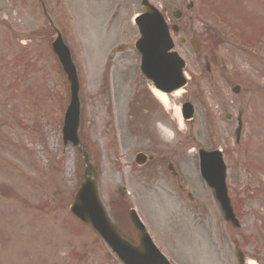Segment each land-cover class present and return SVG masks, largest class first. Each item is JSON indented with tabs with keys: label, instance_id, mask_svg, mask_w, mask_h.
I'll return each mask as SVG.
<instances>
[{
	"label": "rangeland",
	"instance_id": "rangeland-1",
	"mask_svg": "<svg viewBox=\"0 0 264 264\" xmlns=\"http://www.w3.org/2000/svg\"><path fill=\"white\" fill-rule=\"evenodd\" d=\"M140 1L45 0L78 71L79 136L94 160L101 202L121 230L129 229L127 212L134 208L176 264H236L235 242L248 264H264V167L259 160L264 148V38L249 52L242 45L247 35H261L244 31L251 22L264 28V0H152L170 22L174 10L182 11L178 37L199 41L200 35L202 46L209 47L206 29L223 35L215 53L210 47L195 53L190 45L178 43L188 86L179 96H169L156 115L157 106H150L148 97L139 101L147 104L143 119L130 110L137 82L146 83L131 45L132 18L141 11ZM190 2L194 6L187 11ZM52 40L37 0H0V264H118L98 236L68 213L83 162L77 150L62 145L69 87L51 52ZM117 45L124 51L112 53ZM204 54L224 65L215 67L225 70L222 78L199 77ZM185 100L194 115L191 122L182 121L185 130L180 131L173 116ZM238 111L245 114V129L235 144V118L225 117ZM156 121L176 131V144L163 142ZM156 146L168 149L165 155L185 185L199 183V189L188 187L194 204L183 196L174 201L166 192L178 189L168 173L157 170L152 178L151 169L140 172L134 165L135 153ZM198 148L225 150L230 196L246 202L237 210L240 230L224 223L199 180L191 152ZM123 187L125 197L119 191ZM18 235L30 243L24 250L19 246L20 252L9 248L7 240ZM14 239L10 241L16 244Z\"/></svg>",
	"mask_w": 264,
	"mask_h": 264
},
{
	"label": "water",
	"instance_id": "water-1",
	"mask_svg": "<svg viewBox=\"0 0 264 264\" xmlns=\"http://www.w3.org/2000/svg\"><path fill=\"white\" fill-rule=\"evenodd\" d=\"M152 21L150 17H147L146 22ZM151 23L154 24L156 30L159 29L162 35H164V30L162 29V25L160 22L152 21ZM144 24V25H145ZM57 40L53 44V51L57 55L59 62L62 65L63 71L67 76V80L70 83V105L67 110L65 116V124L63 128V140L65 143L71 142L73 146H78L79 139L77 136L78 130V122H79V111H80V103L78 99V83L76 78V72L73 68L70 56L67 49L63 46L60 40V35L57 33ZM170 66L173 71L172 81L168 82L163 88V91L167 93L172 92L184 85V81L181 78V70L182 66L178 64L170 63ZM156 70L153 69L154 73H159V71H165L159 68L158 66L155 67ZM85 158V156H84ZM85 163H87L85 158ZM202 170L203 172L209 166H206L202 163ZM91 168H87L83 175V183L81 185L80 191L76 196L75 203L72 207V211L87 225H90L94 228L98 229V232L108 241H116L117 243L121 244L125 248L128 249V246L120 243L118 239H116L115 229L111 226L109 221L103 215L102 209H100V205L96 198V191H95V180L90 179ZM100 207V208H99ZM141 237V235H139ZM111 245V244H110ZM113 248V247H112ZM142 248L144 249V256L142 257L136 251L133 254L137 258H132L128 256L127 260H124V264H154L155 262L152 261V258H156L154 256V252L151 251V248L148 247V244H142ZM141 247L137 248L138 250H143ZM143 258V259H142Z\"/></svg>",
	"mask_w": 264,
	"mask_h": 264
},
{
	"label": "clouds",
	"instance_id": "clouds-1",
	"mask_svg": "<svg viewBox=\"0 0 264 264\" xmlns=\"http://www.w3.org/2000/svg\"><path fill=\"white\" fill-rule=\"evenodd\" d=\"M175 111L179 112V108H177ZM173 118L177 119L178 129L180 131H184L185 129L182 123V113L178 117L174 115ZM155 127L158 130V132H160L161 139L163 140L164 143L171 144V145H174L177 143V134L175 130L168 128L167 126L161 124L160 121H156Z\"/></svg>",
	"mask_w": 264,
	"mask_h": 264
},
{
	"label": "bare ground",
	"instance_id": "bare-ground-1",
	"mask_svg": "<svg viewBox=\"0 0 264 264\" xmlns=\"http://www.w3.org/2000/svg\"><path fill=\"white\" fill-rule=\"evenodd\" d=\"M152 93L154 94V96L162 103V102H164V103H162V104H164L165 106L167 105V103H168V97H166L165 95H163L162 93H160V92H157V91H155V90H153L152 89ZM180 94V92H177L176 94H175V96H178ZM252 264V263H251Z\"/></svg>",
	"mask_w": 264,
	"mask_h": 264
},
{
	"label": "flooded vegetation",
	"instance_id": "flooded-vegetation-1",
	"mask_svg": "<svg viewBox=\"0 0 264 264\" xmlns=\"http://www.w3.org/2000/svg\"><path fill=\"white\" fill-rule=\"evenodd\" d=\"M206 71H207L208 73L211 72V70H206ZM157 160H158V157H157ZM169 165H170V164H168V168H170ZM173 174H175V172H173ZM175 175H176V174H175Z\"/></svg>",
	"mask_w": 264,
	"mask_h": 264
}]
</instances>
